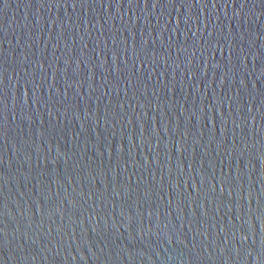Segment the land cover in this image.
<instances>
[{
    "label": "water",
    "instance_id": "water-1",
    "mask_svg": "<svg viewBox=\"0 0 264 264\" xmlns=\"http://www.w3.org/2000/svg\"><path fill=\"white\" fill-rule=\"evenodd\" d=\"M0 98V264H264V0H0Z\"/></svg>",
    "mask_w": 264,
    "mask_h": 264
},
{
    "label": "snow or ice",
    "instance_id": "snow-or-ice-1",
    "mask_svg": "<svg viewBox=\"0 0 264 264\" xmlns=\"http://www.w3.org/2000/svg\"><path fill=\"white\" fill-rule=\"evenodd\" d=\"M0 101H2V98H0ZM246 238V237H245Z\"/></svg>",
    "mask_w": 264,
    "mask_h": 264
}]
</instances>
